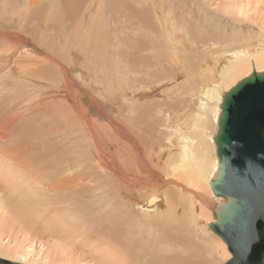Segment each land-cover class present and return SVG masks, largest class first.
Returning <instances> with one entry per match:
<instances>
[{
  "label": "bare ground",
  "instance_id": "obj_1",
  "mask_svg": "<svg viewBox=\"0 0 264 264\" xmlns=\"http://www.w3.org/2000/svg\"><path fill=\"white\" fill-rule=\"evenodd\" d=\"M24 6L29 14L22 28L0 22L6 36L0 54L4 59L17 43L19 57L27 58L14 62L15 73L62 94L55 109L38 111V101L29 105L31 94L16 91L21 79L4 78L0 64V123L13 126L12 115L7 124L3 118L28 110L21 122L17 115L20 124L8 139L0 137V259L230 260L226 243L208 226L215 205L224 202L210 187L219 173L214 137L223 94L253 72L264 73V0H0V13ZM51 26L56 33L66 28L61 42L53 39L76 61L73 67L59 60L49 65L51 56L28 42H37L31 33L41 30L39 43L52 46L44 31ZM170 62L189 71L183 85L173 80L180 95L170 105L150 104L145 90L162 82ZM126 70L131 86L116 93L117 102L115 93L89 84L92 75ZM79 93L110 113L97 110L92 121ZM15 100L18 106L10 107Z\"/></svg>",
  "mask_w": 264,
  "mask_h": 264
},
{
  "label": "water",
  "instance_id": "obj_2",
  "mask_svg": "<svg viewBox=\"0 0 264 264\" xmlns=\"http://www.w3.org/2000/svg\"><path fill=\"white\" fill-rule=\"evenodd\" d=\"M214 143L219 173L210 187L224 202L215 205L209 229L231 254L224 264H264V73L223 94Z\"/></svg>",
  "mask_w": 264,
  "mask_h": 264
},
{
  "label": "rangeland",
  "instance_id": "obj_3",
  "mask_svg": "<svg viewBox=\"0 0 264 264\" xmlns=\"http://www.w3.org/2000/svg\"><path fill=\"white\" fill-rule=\"evenodd\" d=\"M6 9L8 11L3 9L2 12L0 13V22L9 23L13 28L14 27H21L22 28L24 20L26 19V16H28V14H29V9L26 6L19 7L18 9L14 10L13 12H11L8 8H6ZM56 29L57 28L55 26H51L47 29H44V31L46 33H48L50 40L53 41L52 46H46L44 44L39 43L41 30L31 33V35L34 36V38H36L37 42H34L33 38H29L28 42L32 43L34 46L39 47L44 53L51 56L52 60L48 63L49 65L53 66L55 63L54 61L59 60L60 63L63 62L62 63L63 65L65 64L68 67H73L72 65L74 63H76V61L72 57H70L68 55V53H66V51L65 52L61 51L58 47V43H56V41H55V40H58L59 42H61L60 39L63 38L61 34H63V32L66 30V28L63 27L61 29V31H59L58 33H56ZM32 31H35L34 27L32 28ZM5 40H6V36L0 33V46H4ZM14 44H15V42L12 45L8 46V47L13 46V47H12V50L10 52H7L8 54L5 53V55L7 57L5 56L3 59V57H2L3 53L0 54V64L3 65V68H6V70H5L6 75L4 78L9 79V77H11V76H16L19 79H21L18 82L20 86L16 88V91L18 93L20 92V95L28 96L29 94H31L33 96L34 102H32L30 100L32 103L30 102L31 104H29V105H31V106L36 105V101H38L39 104L36 106V109L38 111L50 112L51 110H53L57 107L56 104H57V101L59 100V95L62 94V90L59 88H56L53 84H50L48 82H45L46 84H44V81H41V80L40 81L37 80V83H36L37 85H35L33 83L29 84L27 81L24 80V78H27V79H30V78L25 77L23 75H20L18 73L16 74L14 71V67L16 65L14 66V64L25 59V58H27V57L26 56H24L23 58L19 57V55H18L20 53L18 50L19 46L17 45V43L15 44L17 46H14ZM30 46L26 45V48H24V50L26 49V51H31ZM23 51H21V53H23ZM3 52H5V51H3ZM76 53L80 54L79 52H76ZM13 54H14V56H13ZM4 60H5V62H4ZM170 63L172 66L166 64L165 67L162 68V72L160 74V76L163 78V80L165 79L164 82H163V80H162V82L157 80L158 83L154 82L151 86H149L150 87L149 90H145L146 91L145 93H147V95H148L147 98H149L148 101H150V104L152 102H154V103H159L160 105H165V104L170 105V103H171L170 100L172 98H174L176 95H180L179 89H181V88H177V86H175V85L177 83L180 85H183L182 84L184 82L183 73H184L185 78H187L188 77L187 74L189 71H183L184 68H183V66L182 67L180 66V63H172V62H170ZM79 64H81V63H79ZM127 73H129V71L126 70V74H123V73L122 74L116 73L114 75L107 74V76L105 78L99 77L98 75H96V76L92 75V78L89 79V82H90L89 84H91L93 87H101L102 89H104V91L109 90L113 94L115 93L114 94L115 95V101L117 102L116 93H120L122 87L125 88V87L131 86L130 84H127L128 83L127 77H129ZM148 74H150V72ZM179 76H180V78H179ZM177 77H178V82L174 83L173 80ZM166 81H167V83H166ZM24 83L26 85L29 84L31 86L25 87ZM33 85L35 88L32 87ZM135 87H136L135 92H137L139 87L137 88V85ZM76 100H77V102H81V104L83 103L82 104L83 107H87L90 109V117L89 118H92L93 119L92 121H94L96 119V117L100 116V114L97 113V110H103L106 115H108L110 113V110L107 107H101L100 106L98 108H94L92 106V104L90 103V101L88 100V97L84 96L81 93H79ZM19 102H20L19 100L11 101V102H9V106L10 107H16V106H18ZM193 106H194V104L191 105V107H193ZM23 107L25 108L24 105H23ZM23 112H24V115H23ZM13 113L14 112H12V114L8 115V117L5 116L6 118H3L5 120L4 124H7L9 116L12 115L13 116L12 117L13 118V120H12L13 126L12 125L11 126L9 125V127L7 125L3 126V124L0 123V137H2L3 139H5L4 137H6V139L9 138L8 135L11 132L10 128H12V127L16 128L15 123L20 124V122L22 121V118L25 117L26 115H28V110H22L21 115L17 114L19 116V119H21V120H19L20 122L18 120H17L18 122H15L16 119L18 118V116L15 113H14L15 115H13ZM27 118L33 119L31 116H28ZM100 119H102V118H100ZM9 123H11V122H9ZM27 140H29V139H27ZM25 144L29 145L27 142ZM25 144H23V145H25ZM29 146L31 147V144ZM29 146L26 147V150L29 148ZM3 196H4L3 192L0 190V198ZM43 233H45V232L43 231L40 234L43 235ZM46 236H47V233H46ZM45 241H47V239H45ZM3 242H5V244L8 243V239L3 240ZM90 258H91V260H93V257H88L87 260L90 261Z\"/></svg>",
  "mask_w": 264,
  "mask_h": 264
}]
</instances>
